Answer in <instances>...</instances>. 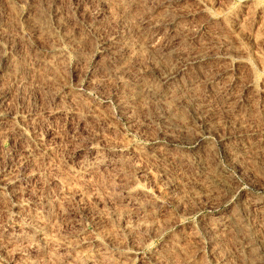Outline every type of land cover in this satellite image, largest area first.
<instances>
[{"label": "rangeland", "instance_id": "obj_1", "mask_svg": "<svg viewBox=\"0 0 264 264\" xmlns=\"http://www.w3.org/2000/svg\"><path fill=\"white\" fill-rule=\"evenodd\" d=\"M0 264H264V0H0Z\"/></svg>", "mask_w": 264, "mask_h": 264}]
</instances>
